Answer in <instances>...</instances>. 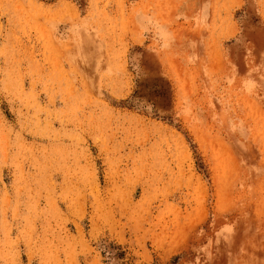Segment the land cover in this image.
<instances>
[{
  "label": "rangeland",
  "instance_id": "374dc122",
  "mask_svg": "<svg viewBox=\"0 0 264 264\" xmlns=\"http://www.w3.org/2000/svg\"><path fill=\"white\" fill-rule=\"evenodd\" d=\"M0 264H264V0H0Z\"/></svg>",
  "mask_w": 264,
  "mask_h": 264
}]
</instances>
